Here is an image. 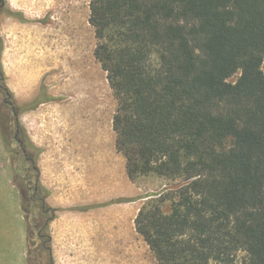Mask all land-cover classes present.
<instances>
[{"label":"trees","instance_id":"16d2710c","mask_svg":"<svg viewBox=\"0 0 264 264\" xmlns=\"http://www.w3.org/2000/svg\"><path fill=\"white\" fill-rule=\"evenodd\" d=\"M89 23L128 177L180 183L135 219L157 264H264V0H91ZM48 196L23 207L30 262L34 237L51 256Z\"/></svg>","mask_w":264,"mask_h":264},{"label":"rangeland","instance_id":"374dc122","mask_svg":"<svg viewBox=\"0 0 264 264\" xmlns=\"http://www.w3.org/2000/svg\"><path fill=\"white\" fill-rule=\"evenodd\" d=\"M5 2L0 16V264H28L23 207H32L33 221L40 218L41 203L29 200L37 174L56 215L50 225L51 256L34 237V264H157L135 219L151 199H165L169 212L180 183L155 174L132 181L127 175L126 159L115 146L117 100L94 55L91 0ZM44 86V100L22 111ZM17 117L37 172L14 140ZM146 195L151 196L142 198Z\"/></svg>","mask_w":264,"mask_h":264},{"label":"flooded vegetation","instance_id":"af4514ba","mask_svg":"<svg viewBox=\"0 0 264 264\" xmlns=\"http://www.w3.org/2000/svg\"><path fill=\"white\" fill-rule=\"evenodd\" d=\"M5 5H6V2L5 0H0V16H1V12L3 11V9H5ZM16 116H18V114L16 113L15 114ZM16 123H17V129L15 130V134H14V140L15 142L18 143L23 155H24V158H25V161L26 162H29L32 166V169L35 170L37 172V168H36V165H35V159L33 157H30L28 155V152H27V147H26V140H25V136L23 135V132L21 130V128L18 126V117L16 118ZM26 188L28 189V191H31L32 189V186H31V183H32V180H28V177L26 176ZM34 182V189H33V195L32 196H29V200H31V203H35L37 202L38 200L35 198V194L37 193L38 189H39V176L38 174L36 175L35 177V180L33 181ZM28 264H34V262H30V258H29V248H28Z\"/></svg>","mask_w":264,"mask_h":264},{"label":"bare ground","instance_id":"6f19581e","mask_svg":"<svg viewBox=\"0 0 264 264\" xmlns=\"http://www.w3.org/2000/svg\"><path fill=\"white\" fill-rule=\"evenodd\" d=\"M18 6H19V5H18ZM18 6H16V8H18V9H19V7H18ZM20 9H21V6H20ZM21 10H22V9H21ZM23 10H24V9H23ZM26 14H27V15H26ZM26 14H25L26 16H29V17H30V16H32V13H26ZM21 15H22V14H21ZM35 16H36V15H35ZM38 17H39V16H38ZM40 17H41V16H40ZM41 18H42V17H41ZM6 54H7V53H6ZM31 124H32V123H31Z\"/></svg>","mask_w":264,"mask_h":264},{"label":"crops","instance_id":"0c3cea01","mask_svg":"<svg viewBox=\"0 0 264 264\" xmlns=\"http://www.w3.org/2000/svg\"><path fill=\"white\" fill-rule=\"evenodd\" d=\"M127 172V171H126ZM128 175V174H127Z\"/></svg>","mask_w":264,"mask_h":264}]
</instances>
